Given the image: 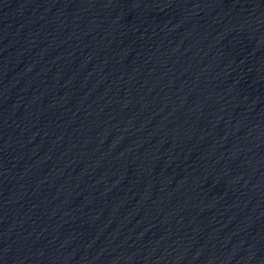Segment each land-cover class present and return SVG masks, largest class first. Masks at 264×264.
<instances>
[{
	"label": "water",
	"instance_id": "1",
	"mask_svg": "<svg viewBox=\"0 0 264 264\" xmlns=\"http://www.w3.org/2000/svg\"><path fill=\"white\" fill-rule=\"evenodd\" d=\"M0 264H264V0H0Z\"/></svg>",
	"mask_w": 264,
	"mask_h": 264
}]
</instances>
